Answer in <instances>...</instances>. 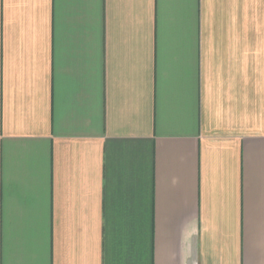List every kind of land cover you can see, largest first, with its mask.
<instances>
[{"label":"crops","instance_id":"obj_1","mask_svg":"<svg viewBox=\"0 0 264 264\" xmlns=\"http://www.w3.org/2000/svg\"><path fill=\"white\" fill-rule=\"evenodd\" d=\"M0 264H264V0H0Z\"/></svg>","mask_w":264,"mask_h":264}]
</instances>
